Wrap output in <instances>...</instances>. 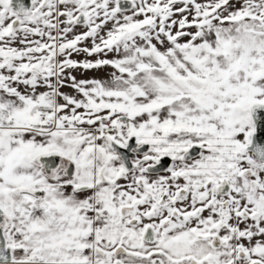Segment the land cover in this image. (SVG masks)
Wrapping results in <instances>:
<instances>
[{"label":"snow or ice","instance_id":"snow-or-ice-1","mask_svg":"<svg viewBox=\"0 0 264 264\" xmlns=\"http://www.w3.org/2000/svg\"><path fill=\"white\" fill-rule=\"evenodd\" d=\"M0 264H264V0H0Z\"/></svg>","mask_w":264,"mask_h":264}]
</instances>
